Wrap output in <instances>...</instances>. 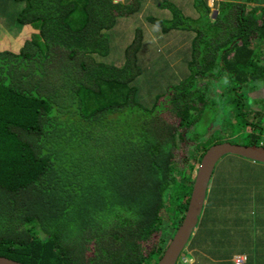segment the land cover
<instances>
[{
    "label": "trees",
    "instance_id": "1",
    "mask_svg": "<svg viewBox=\"0 0 264 264\" xmlns=\"http://www.w3.org/2000/svg\"><path fill=\"white\" fill-rule=\"evenodd\" d=\"M9 2L23 5L16 21L29 32L0 49V257L23 264H158L171 240L163 229L165 206L172 205L174 235L195 182L194 166L179 159L224 111L211 95L217 71L242 88L236 131L245 129L248 140L241 145H260L264 111L256 107H264V94L255 108L248 95L264 84V0H218L216 13L209 0L146 1L142 9L170 8L167 29L187 36L181 43L187 76L166 85L153 103L143 86L147 80L157 86L162 76L152 69L146 79L141 70L150 65L141 64L139 53L150 49L140 35L125 46L123 65L101 59L111 54L105 32L140 11L136 0ZM171 55L163 56L162 75L176 72ZM222 142L201 144L199 163ZM231 183L215 178L208 224L202 217L189 248L208 251L223 239L228 255L231 228L215 225L212 212L229 200L230 211L239 207L235 231L253 228L264 264V223L247 217L264 215V204L252 207L257 185L242 192L251 206L242 210Z\"/></svg>",
    "mask_w": 264,
    "mask_h": 264
},
{
    "label": "rangeland",
    "instance_id": "2",
    "mask_svg": "<svg viewBox=\"0 0 264 264\" xmlns=\"http://www.w3.org/2000/svg\"><path fill=\"white\" fill-rule=\"evenodd\" d=\"M7 1L9 0H0V3H2V6L0 7V49L17 44L20 38H22L24 35L26 36L29 32L28 29L18 25L16 21V16L23 8V5L13 4L11 2L7 3ZM146 1H161V4H167L168 2H170L169 4L171 5H178L179 0H136V5L140 7V11L131 15L130 17L120 19L118 23L115 24V27L112 30L105 32L110 41L111 54L108 57H103L101 59L106 63H110L116 66L123 65L125 46L129 43L133 36L135 37L134 41H136L138 40L140 35L142 38L143 45H145L146 48L150 49L146 51L145 49H142L139 53L141 64L142 62H146L148 65H150V68L145 69V66H143L141 67V70H144L146 79L149 78V73H151L152 69L157 70L156 72L159 73V79L162 76L161 81L159 80V82L156 83L157 86H153L152 88H150L151 83L149 82V80H147L148 82L144 84L146 86H143L145 90L144 93L148 96V102L150 101V103H153L152 101L162 94L161 91H163L166 85H168L169 83L178 84L180 83V79L183 80L187 76L186 64L181 63V58L182 56L184 57V49H181V43L183 42V45L185 44L184 38H186L187 36L185 32V36H182L183 38L180 36H176L181 34H176V32L178 31L167 29L169 25L168 22H170V20H173L170 8L163 7L160 10L158 8L157 10H155L154 8L142 9V7L145 6ZM217 1L218 0H209V6L212 9L213 13H216ZM251 5L254 6V4ZM158 6L159 3L157 4V7ZM151 17H155L164 21L162 23L156 22L152 19H149ZM163 31L164 33H162V35H159L160 32ZM155 35L162 37L159 40L152 39ZM262 43L263 44H261L260 47L264 48V42ZM260 47L257 48L261 51ZM168 51L172 52L170 58L171 60L168 63L174 61V63L177 64V66L175 67V74L171 72L169 76L162 75L161 72V69L164 67V64H167L166 59H164L163 56L167 58ZM260 53L261 52H259L258 54ZM165 72L166 70L163 71V73ZM216 76L220 78L209 79L212 84L211 95L214 99H221L220 103L218 101V107H223L224 105V111H219L215 115L214 122H211L210 124L211 130L205 135L204 138L201 139L200 142H198L197 144L190 143L186 145V149L184 150V156L179 159L180 166H194V178L196 177V173L200 165L198 160V150L201 144H204L207 141L214 142L215 140L220 139L223 142L228 141L241 145L242 143H245L248 140V132L245 129L240 130V133L236 131V126H238V122L235 118L237 114L235 109L237 106L236 102L238 100V95L240 94V92H242V88H240L238 84L232 83L228 77L221 76L220 71H217ZM263 94L264 84L261 83L259 88L255 92H251L248 95L251 100L250 103L253 102V108H255L257 105V98L262 97ZM256 109L264 111V107L261 105L258 108L256 107ZM211 116L212 115L209 114V118ZM248 161L249 160L238 156L230 155L224 157L218 164L219 167L217 166L216 168L213 180H215L216 178V183L223 181L224 179L232 182L231 184L233 189L230 192L232 194L238 195V203L240 198V209H242V207H251L249 204L247 205L246 201H244V198L241 197L242 192L245 193V189L248 190L252 188V185H257L256 190L254 192H251L253 196H256V198L260 202L259 203L256 199L253 202L252 207H254L255 211H257V209L264 204V202L260 200V197L264 196V165L256 163L257 165L255 164V166L257 169L254 171L249 164L247 165ZM249 162L253 164L252 161ZM261 167L263 169H260ZM175 176L181 181V177L178 172H175ZM237 186H239L238 189ZM170 194H172V192ZM228 196H226L224 201H227L228 198L230 199V196ZM171 208L172 205H170L169 203L166 204L165 211L163 213V229L165 230L164 233L167 235L168 240L173 238V230L171 227L172 219L174 218V213ZM238 209L239 207L236 211H230L229 200L228 204H223L222 202V204H220V206L217 207L214 212H212V215L214 214L213 218L215 219V225L226 224L229 225L233 231H235L237 227V219H234V217H236V215L238 214ZM260 210H264V207H262ZM205 211L206 209L204 210L202 217L205 218V222H207L208 224L207 218H209L210 213L208 212L206 214ZM257 213L255 214V216L247 214V217L250 219H253L254 217L258 219V217H260L259 219H261L262 223H264V215H261L262 213ZM209 223H211L210 219ZM229 236L233 238V241L230 242V250L237 249L236 241L237 238L239 241L240 237L235 232L229 233ZM187 259L189 258L188 256H186V253H183L182 260L186 261ZM183 261H181V264H184ZM259 261L260 263L258 262V259H255L253 264H263L262 257L259 258ZM154 262L156 263V261H153L151 264H155ZM178 264H180V261Z\"/></svg>",
    "mask_w": 264,
    "mask_h": 264
},
{
    "label": "water",
    "instance_id": "3",
    "mask_svg": "<svg viewBox=\"0 0 264 264\" xmlns=\"http://www.w3.org/2000/svg\"><path fill=\"white\" fill-rule=\"evenodd\" d=\"M230 155L264 164V146L239 145L228 141L211 146L204 154L198 167L185 218L168 244L158 264H178L199 227L216 168L224 157ZM0 264L23 263L0 257Z\"/></svg>",
    "mask_w": 264,
    "mask_h": 264
},
{
    "label": "crops",
    "instance_id": "4",
    "mask_svg": "<svg viewBox=\"0 0 264 264\" xmlns=\"http://www.w3.org/2000/svg\"><path fill=\"white\" fill-rule=\"evenodd\" d=\"M207 203H208V198H207ZM243 222L246 224L247 218L243 220ZM252 229L250 225L249 226L245 225V226L240 227V229H237V231H233L231 229L229 230V233L237 232L240 238H239V241H238V238L236 241L237 249H232V250L228 249V252H227L228 255L224 253L226 251L225 249L226 242L222 239L219 241L220 243H218L217 246H215L212 243L213 246L211 245L209 248L207 247L208 251H202L199 248L190 249L188 246L184 253H186V256H188L189 259H187L186 261H183L181 257V259L179 260L180 264L182 263L181 261H183L184 264H237L236 261H237V258L239 257L243 259V262L241 264H253L255 259H258V262L260 263L259 250L257 248V244L256 245L254 244V236L256 232H254V230ZM196 234H197V231H196ZM196 234L194 235L193 239L195 238ZM193 239L191 240V242L193 241ZM232 241H233V238L230 237V242ZM215 251L216 253L217 252L218 253L214 254Z\"/></svg>",
    "mask_w": 264,
    "mask_h": 264
},
{
    "label": "built area",
    "instance_id": "5",
    "mask_svg": "<svg viewBox=\"0 0 264 264\" xmlns=\"http://www.w3.org/2000/svg\"><path fill=\"white\" fill-rule=\"evenodd\" d=\"M118 3H124L125 0H115ZM260 146H264V133L262 134V140L260 142ZM237 264H241L243 262V259L241 257L237 258Z\"/></svg>",
    "mask_w": 264,
    "mask_h": 264
}]
</instances>
